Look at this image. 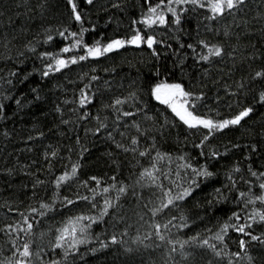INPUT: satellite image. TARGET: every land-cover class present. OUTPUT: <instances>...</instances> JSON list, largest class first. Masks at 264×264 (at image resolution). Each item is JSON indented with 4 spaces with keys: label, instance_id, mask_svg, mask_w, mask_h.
Returning a JSON list of instances; mask_svg holds the SVG:
<instances>
[{
    "label": "trees",
    "instance_id": "1",
    "mask_svg": "<svg viewBox=\"0 0 264 264\" xmlns=\"http://www.w3.org/2000/svg\"><path fill=\"white\" fill-rule=\"evenodd\" d=\"M74 2L82 22L74 19L68 0H0V103L4 105L0 112V261L7 264L18 258L12 252L27 242L33 253L30 264H264V242L232 227L221 233L225 223L251 224L246 231L264 237L259 216L249 219L253 213H264V202L255 199L264 195L259 187L264 183L260 175L264 173V102L259 100L264 78L255 76L264 71V0H245L239 9L216 20L208 19L212 15L208 8L174 0L169 5L165 0L152 16L155 19L163 10V25L143 22L149 7L160 0ZM168 7L181 17L179 25ZM82 29H87L82 42L88 46L128 40L139 30L145 38H156L153 48L158 55L146 44H126L103 56L79 60L87 55L83 46L73 47ZM71 32L78 35L72 37ZM199 41L222 47L224 54L208 62L199 60L207 54ZM64 47L70 51L62 52ZM53 56L75 58L77 63L43 76L48 64L55 67ZM161 82L180 83L196 95L203 94L195 112L206 118L221 121L247 107L254 111L240 125L215 132L201 144L207 130L189 129L152 95ZM82 92L91 100L83 107ZM116 99L125 103L111 106ZM124 112L134 115L124 116ZM100 123L107 127L95 133ZM132 138L137 139L136 145ZM213 152L219 155L214 157ZM157 153L167 155L157 159ZM73 164L80 165L77 175L57 187V178L70 173ZM187 164L206 167L213 175L196 177L184 167ZM145 169L159 177L156 183L141 178ZM37 180L43 183L36 184ZM192 180L199 187L190 197L153 215V209L167 202L165 191L175 194ZM121 187L124 193L119 192ZM241 192L247 195L241 197ZM105 200L113 204L108 214L88 219L100 217ZM233 213L240 219H229ZM25 216L32 224L30 233L7 230L10 224L27 228ZM80 216L85 219L76 225L75 240L84 242L68 237L55 247L60 229ZM185 221L188 226L180 227ZM156 224L161 225L164 241L156 235ZM84 225L90 227L81 233ZM217 233L224 239L216 240ZM113 235L121 242L113 244ZM205 239L215 249L201 246ZM241 239L246 241L243 250ZM185 241L189 243L181 249Z\"/></svg>",
    "mask_w": 264,
    "mask_h": 264
},
{
    "label": "snow or ice",
    "instance_id": "2",
    "mask_svg": "<svg viewBox=\"0 0 264 264\" xmlns=\"http://www.w3.org/2000/svg\"><path fill=\"white\" fill-rule=\"evenodd\" d=\"M69 4L71 5L72 8V13H73V17L76 21L78 22H82V17H81V13L77 10V4L74 2V0H68ZM174 2L176 4H192V5H198L200 8H208L211 12V16L208 17V19L211 20H216L219 17H222L225 15V13H231L233 10L235 9H239L241 5H243L245 3V0H174ZM86 3L88 4H92L93 0H86ZM167 3L170 5L173 3V0H167ZM165 4V0H160V3L156 4L155 7L150 6L149 7V15L145 17L144 19V23L148 24V25H153L156 23H159L161 25L166 23V17L163 14V10L156 15V18L153 19L152 16L154 14H157V10L161 8V5ZM167 12L171 13L174 17V23L176 25H179L181 23V17L179 15H177L176 13V9L173 7H168ZM133 23H136V21H133ZM87 31V29H82L81 33L79 34L81 36V39H77L75 41V44L73 45V47L76 46H83L84 48H86L87 50V55L86 56H80L79 60H85L88 57H100L103 56L106 53H110L113 52L115 50H118L120 48L125 47L126 44H130V45H136V46H140L141 44H146L147 47L149 49H153V54L154 55H158V53L155 52L153 46L158 43V41L156 40L155 37L153 36H148V37H144L143 35H141V33L139 32V30L136 31V34L133 35L130 39L128 40H121V39H114L111 40L109 43H107L106 45H101L99 41L96 42V44L94 46H88L86 44H83L82 42V36H83V32ZM60 36H64V32H60L59 33ZM69 35H71L72 37H76L78 34L76 32H71L69 33ZM225 35H227V33H225ZM53 39V37L51 35L48 36L47 41H51ZM46 41V42H47ZM199 43L201 45L204 46L205 49H207V54L206 55H200L199 56V60L201 61H205L208 62L211 60L212 57H221L224 54V49L220 46L217 45H212L211 47H209V45L205 42V41H199ZM189 48H193L194 46L189 44L188 45ZM34 51V49H33ZM62 52L67 53L70 51L69 47H64L63 49H61ZM44 57H48V56H52L51 53H43L42 54ZM53 59L55 60V67H53V65L50 63L47 65V70L44 71L42 73L43 76H48L50 74V72L52 71H60L63 68H66L69 66V64H75L77 63V59L72 58L70 60H65L63 58L57 57V56H53ZM256 77H261L264 78V71H258L255 73ZM93 79H96L95 77H93ZM242 87V85H241ZM35 91V89L33 90ZM152 91V95L154 96V98L159 101L161 104L167 105L169 108H171V111L175 114L176 117H179V120L183 122L184 125H186L189 129H199V128H203L207 130V134L204 135L203 140L201 141V144L204 143V141L208 140L209 136L213 135L215 132H219L222 131L230 126H236V125H240L241 121H243L245 118L249 117L251 113H253L254 108L253 107H247L242 109L241 111H239L238 114H236L234 117L230 118V119H224L221 121H217L214 120L210 117L206 118L204 116L201 115H197L195 112L196 109V103L199 102L200 100L203 99V94L201 95H196L195 93L188 91L185 89V87L180 84V83H165V82H161V83H157L154 88L151 90ZM133 97L136 95L135 93L131 94ZM39 98V97H37ZM259 100L261 102H264V92H261L259 95ZM91 100L88 97V95L84 92L81 93L80 99H79V104L83 107L85 104L90 103ZM125 103L124 100L121 99H116L114 101V105L111 106H115V105H121ZM17 105L21 104L20 100L16 101ZM4 108L3 103H0V112H2ZM57 112L60 111L59 107H57ZM124 116H132L134 115V113L132 112H124L123 113ZM63 123L67 124L68 121H62ZM107 126L104 123H100L99 127H97L95 129V133H100L102 129H105ZM139 126L137 125V128ZM108 137L111 139V133H108ZM79 142V141H78ZM131 143L133 145H136L138 143L136 138H132ZM117 148H122L125 152L129 151L128 148H125L122 144H116ZM197 147H199V145H197ZM84 151H87V149H84ZM132 151H135V149H132ZM147 153L145 152H141L140 155L144 156ZM52 156H56L57 153L56 152H52L51 153ZM167 154H160L157 153V159H164V156ZM219 155L216 152L212 153V156H217ZM181 159H183V157H181ZM80 167L79 164H73L71 167V172H65L63 175L59 176L56 180V185L57 187H59L62 183L67 182L69 180H71L73 177H75L77 175V171L78 168ZM184 167L187 168H191L193 173L195 174L196 177H211L213 175L212 172L208 171L206 167H202L201 169H196L193 168L191 164H187L184 165ZM153 169H155V164L153 165ZM158 171V169H157ZM235 171H239L238 168L235 169ZM253 176H256L257 173L253 172L252 173ZM260 175H264V173H261ZM147 176L153 183H156V181L159 179L158 176L154 175L153 171H149L148 169H145L144 172L141 173V178ZM92 180L96 181L97 184L100 183V181L96 178V177H91ZM115 179V178H113ZM139 182V181H138ZM43 181L37 180L36 184H42ZM87 181H84V184L87 185ZM159 187H163V185H158ZM35 187V185H34ZM112 187H115V185H112ZM199 187V184L196 180H192L191 183H189L188 187L183 188L181 191L173 194L171 189H168L167 191H165L164 195L167 197V202L166 203H162L161 206L159 208H155L153 209V215H156L157 213L163 211V209L169 208L170 206H176V202L178 201H182L187 197H190L193 192L195 191V189ZM259 187L261 189H264V183L260 184ZM103 191L105 193H107L109 191V188H104ZM126 191V189L124 187L119 188V192L120 193H124ZM217 193L220 192L219 189L216 190ZM247 195V193H240L241 197H245ZM81 199H88V197H81ZM256 200H260L262 202H264V195L261 196H257L255 198ZM249 203H254V200H249ZM68 204H72L73 201L72 200H67ZM93 207H95V205H93ZM113 207V204L110 200H105L104 202V208L100 214V217L98 218H88V219H99L102 218L104 215L108 214V210L109 208ZM41 208H49V205L47 204H41ZM32 212H36L37 209L33 208L31 209ZM41 215H44L43 212L40 213ZM23 215V214H22ZM257 215L259 216V221L264 222V213H253V215L251 217H249V219L251 220H256ZM235 218L236 220L240 219V216L237 213H233L232 217H230L229 219ZM85 219V217H76L74 220L70 219L68 224L60 229V234L57 236L56 238V244L55 247H61L63 242L66 240V238L71 237L73 239V241L75 243H83L84 241H76L75 240V236L77 233V227L76 225L79 224V222L81 220ZM175 219V218H173ZM181 219L183 220L184 218L181 217ZM28 218L25 216L24 217V222L27 223V228L24 227H19L17 228V226L14 225H7L6 228L7 230L11 233V232H24V233H30L31 229H32V224L28 223ZM169 223H171V221H169ZM187 222L185 221V223L181 224L180 227H187ZM251 224H233V225H229L228 223L223 224L222 228H221V233L226 234L229 227H232L235 229V231L242 233L245 236H249L251 240H260L261 242H264V237L261 236H255L252 235L250 232L246 231V228H251ZM90 227V225H84L81 226L79 228V231L81 233L85 232L86 229ZM164 228H167L168 225L165 224L163 225ZM156 228V235L159 237V239L161 241H164L166 239V237L162 234H160V229H161V225L160 224H156L155 225ZM0 231H3V229H0ZM221 233H217V235L215 236L216 240H223L224 239V235ZM196 241V237H192L191 238V242H195ZM111 242L113 244L116 243H120L121 241H118L117 237L115 235H113L111 237ZM11 243L15 246L17 241L14 239L11 241ZM142 243V241H141ZM189 243V241H185L184 243H182L180 245L181 249H183L184 244ZM240 248L243 250L246 248V241L244 239L240 240ZM72 245L70 244L69 247H71ZM107 245H102V247H106ZM201 246H207L210 248L215 249L216 245L215 244H210L209 241L207 239L203 240L201 242ZM130 250V249H129ZM176 248L173 247L171 249V252H175ZM221 253L220 252H216V255L219 256ZM33 253L30 249V244L27 242H24L22 244L21 247H16L15 250L12 252V257H17L15 260L13 259H9L7 264H30V258L32 257ZM38 255V254H37ZM183 255V253H182ZM236 256H239L240 253H236ZM251 259V257H249V260ZM0 264H4L3 261H0Z\"/></svg>",
    "mask_w": 264,
    "mask_h": 264
}]
</instances>
